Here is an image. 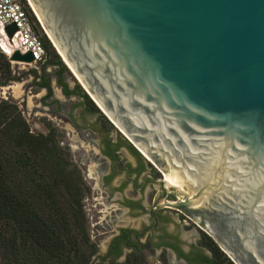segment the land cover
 <instances>
[{
	"label": "water",
	"instance_id": "1",
	"mask_svg": "<svg viewBox=\"0 0 264 264\" xmlns=\"http://www.w3.org/2000/svg\"><path fill=\"white\" fill-rule=\"evenodd\" d=\"M25 1L85 93L182 197L152 210L202 215L233 264H264V0Z\"/></svg>",
	"mask_w": 264,
	"mask_h": 264
},
{
	"label": "flooded vegetation",
	"instance_id": "2",
	"mask_svg": "<svg viewBox=\"0 0 264 264\" xmlns=\"http://www.w3.org/2000/svg\"><path fill=\"white\" fill-rule=\"evenodd\" d=\"M32 74V86L37 87L38 94L45 91L41 111L62 119L65 147L81 152L80 171L89 188L86 201L93 203L88 205L91 216L95 215L90 225L96 231L104 227L112 231L98 263H123L139 254L149 264H156L151 260L154 256L158 264H211L206 243L215 242L204 228L206 218L184 207L152 210L161 200H182L174 187L160 182L164 175L156 165L98 107H93L80 86H70L60 66L46 64ZM53 78L58 95L53 92ZM72 104L81 106L82 112L73 111ZM94 111L104 124H90L88 115ZM90 167L95 172L91 173ZM187 227L193 230L189 237Z\"/></svg>",
	"mask_w": 264,
	"mask_h": 264
},
{
	"label": "trees",
	"instance_id": "3",
	"mask_svg": "<svg viewBox=\"0 0 264 264\" xmlns=\"http://www.w3.org/2000/svg\"><path fill=\"white\" fill-rule=\"evenodd\" d=\"M42 42L46 64L66 71L45 35ZM0 78L1 85L15 80L1 52ZM59 142L55 130L31 132L17 105L0 101V264H106L95 262L98 247L83 207L89 188ZM206 246L211 264H233L215 243ZM109 264L149 263L133 254Z\"/></svg>",
	"mask_w": 264,
	"mask_h": 264
},
{
	"label": "rangeland",
	"instance_id": "4",
	"mask_svg": "<svg viewBox=\"0 0 264 264\" xmlns=\"http://www.w3.org/2000/svg\"><path fill=\"white\" fill-rule=\"evenodd\" d=\"M61 62L66 69L65 74H64L66 81L70 84L71 87H73L74 84H75V87L80 86L77 79L70 72V70L67 68V66L63 63L62 60ZM43 66L44 65H41V66L32 65V64L22 63V62L11 64L12 76L15 78V80L8 82L5 85L0 84V101L1 100L13 101L17 105L18 109L20 110L26 122L28 123L31 129V132L47 134L48 130H51V129L55 130L57 134L59 135V140H60L59 145L64 150L65 157L67 158L66 160L69 161L77 169V171H79L80 175L83 177L84 174L82 175L80 171V169L82 168L81 166L82 156L80 155L81 152L80 151H75V152L68 151L67 148L65 147V142H64L65 135H64L63 130H61V126H63L62 119L60 117H55L54 115L41 111L43 107L40 101H41V97L45 94V91L40 92L38 94L37 87L32 86L33 78H34L32 71L35 68L40 69ZM3 81L4 79L0 78V82H3ZM54 84H55V80L53 78L52 79L53 92L55 93V95H58L59 89H57ZM18 85L20 86V93L19 95L16 96V92L14 91L13 87L18 86ZM80 89L81 91H83L82 87ZM74 101H75L74 103H76L75 99ZM90 102L94 108H97V106L92 102V100ZM71 107L72 109H74L73 111L77 113L82 112L81 106L79 105L72 104ZM97 114L98 113L94 111L92 115H88V120L90 124H94V123L104 124L105 123L103 119H99L100 116H98ZM128 158L133 161V159L130 156H128ZM74 161H76V163ZM72 169L74 168L72 167ZM83 181H84V178H83ZM88 196H89V193H87V195L85 196V199L83 201V207H84V211L87 216V219H88L91 239L95 243H97V245L100 247L98 248L100 249L99 254L95 257V262L98 263L101 261L99 256L104 255L107 249L109 241L112 237V233H111L112 231L108 229L107 227H104L103 230L96 231L92 227L93 225H90V223H93L91 218L92 216L94 218L95 215L93 214L91 216L92 213H90L89 211L91 209L90 205L93 203L90 201L89 202L86 201V198ZM191 229L192 228H188V227L185 229V233L187 234V237H189V234H192L191 232H193V230ZM151 260L154 261V263L158 264L157 262H155L156 261L155 256L151 258Z\"/></svg>",
	"mask_w": 264,
	"mask_h": 264
},
{
	"label": "built area",
	"instance_id": "5",
	"mask_svg": "<svg viewBox=\"0 0 264 264\" xmlns=\"http://www.w3.org/2000/svg\"><path fill=\"white\" fill-rule=\"evenodd\" d=\"M24 1L0 0V52L8 60L15 51L21 54L29 53L33 58L32 65H45L47 53L42 42L44 34L37 27L39 23L29 3ZM11 25H14L17 31L10 38L6 28Z\"/></svg>",
	"mask_w": 264,
	"mask_h": 264
},
{
	"label": "bare ground",
	"instance_id": "6",
	"mask_svg": "<svg viewBox=\"0 0 264 264\" xmlns=\"http://www.w3.org/2000/svg\"><path fill=\"white\" fill-rule=\"evenodd\" d=\"M14 88V91L16 92V96L17 95H19V93H20V86L18 85V86H15V87H13ZM141 153V152H140ZM142 154V153H141ZM143 155V154H142ZM144 156V155H143ZM145 157V156H144ZM146 158V157H145ZM147 159V158H146ZM148 160V159H147ZM149 161V160H148ZM90 172L91 173H93L94 172V169H93V167H90ZM164 180H165V178H164Z\"/></svg>",
	"mask_w": 264,
	"mask_h": 264
}]
</instances>
